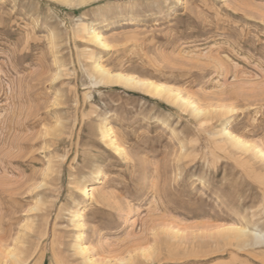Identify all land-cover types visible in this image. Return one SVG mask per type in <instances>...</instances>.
Segmentation results:
<instances>
[{
    "label": "rangeland",
    "instance_id": "1",
    "mask_svg": "<svg viewBox=\"0 0 264 264\" xmlns=\"http://www.w3.org/2000/svg\"><path fill=\"white\" fill-rule=\"evenodd\" d=\"M0 264H264V0H0Z\"/></svg>",
    "mask_w": 264,
    "mask_h": 264
},
{
    "label": "bare ground",
    "instance_id": "2",
    "mask_svg": "<svg viewBox=\"0 0 264 264\" xmlns=\"http://www.w3.org/2000/svg\"><path fill=\"white\" fill-rule=\"evenodd\" d=\"M106 72H109V71H106ZM122 77H123V76H122ZM122 77H121V78H122ZM127 82H129V81H127ZM198 113H199V112H198ZM238 141H239V140H238ZM241 142H242V141H241ZM94 188H95V187L92 185L91 187H89V188L86 190V193H87V191L89 192V191H91V190H94ZM242 230H243V229H241V232L244 231V230H243V231H242ZM235 232H236V231H235ZM241 232H240V233H241ZM236 234H237V233H236ZM238 234H239V233H238ZM84 248H85V247H84Z\"/></svg>",
    "mask_w": 264,
    "mask_h": 264
}]
</instances>
